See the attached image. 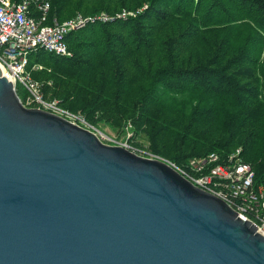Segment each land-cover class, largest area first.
Masks as SVG:
<instances>
[{"label":"trees","instance_id":"1","mask_svg":"<svg viewBox=\"0 0 264 264\" xmlns=\"http://www.w3.org/2000/svg\"><path fill=\"white\" fill-rule=\"evenodd\" d=\"M48 1L59 22L140 11L69 33V55L31 52L45 100L95 129L130 131L129 146L178 167L240 150L264 188V0Z\"/></svg>","mask_w":264,"mask_h":264},{"label":"water","instance_id":"2","mask_svg":"<svg viewBox=\"0 0 264 264\" xmlns=\"http://www.w3.org/2000/svg\"><path fill=\"white\" fill-rule=\"evenodd\" d=\"M0 264H264V236L165 162L25 108L0 71Z\"/></svg>","mask_w":264,"mask_h":264},{"label":"built area","instance_id":"3","mask_svg":"<svg viewBox=\"0 0 264 264\" xmlns=\"http://www.w3.org/2000/svg\"><path fill=\"white\" fill-rule=\"evenodd\" d=\"M50 11L48 0H0V67L4 71L1 73L15 88L21 85L27 91L28 96L22 103L25 108L49 112L94 133L98 130L90 126L81 114L66 111L55 99L43 98L38 83L32 80L27 70L28 56L38 50L58 56L69 55L65 43L69 33L94 23L133 17L137 11L123 9L115 14L100 12L87 16L77 13L62 22L51 16ZM31 69L41 70L42 67L33 65ZM114 144L141 157L165 162L196 187L225 201L239 218L250 221L264 236V188L255 186V171L240 157V150L226 158L218 153L193 158L183 168L132 148L127 142L114 141Z\"/></svg>","mask_w":264,"mask_h":264},{"label":"rangeland","instance_id":"4","mask_svg":"<svg viewBox=\"0 0 264 264\" xmlns=\"http://www.w3.org/2000/svg\"><path fill=\"white\" fill-rule=\"evenodd\" d=\"M139 10V9H138ZM137 10V12H138ZM75 16V15H74ZM98 131H94L97 138L105 145L108 146H116L114 144V141L116 142H126V139L131 135L130 131H126L124 134H118L117 131L114 129L109 128L108 126H101ZM130 134V135H129ZM134 141L142 144V146H145L147 144L144 136L136 138Z\"/></svg>","mask_w":264,"mask_h":264},{"label":"bare ground","instance_id":"5","mask_svg":"<svg viewBox=\"0 0 264 264\" xmlns=\"http://www.w3.org/2000/svg\"><path fill=\"white\" fill-rule=\"evenodd\" d=\"M0 71H1L2 73L4 72L2 67H0Z\"/></svg>","mask_w":264,"mask_h":264}]
</instances>
